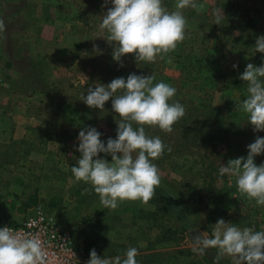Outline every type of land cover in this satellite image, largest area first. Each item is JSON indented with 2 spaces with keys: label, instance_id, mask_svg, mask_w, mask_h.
I'll use <instances>...</instances> for the list:
<instances>
[{
  "label": "rangeland",
  "instance_id": "374dc122",
  "mask_svg": "<svg viewBox=\"0 0 264 264\" xmlns=\"http://www.w3.org/2000/svg\"><path fill=\"white\" fill-rule=\"evenodd\" d=\"M163 3L170 12L176 10V0ZM198 3L204 4L200 13L183 10L188 27L176 50L155 63L138 64L134 55L121 62L113 59L114 44L99 28L112 7H105V0H0V19L5 21L0 32V217L22 222L32 209L19 212L20 205L36 192L38 206L72 230L88 253L95 249L100 257L110 258L136 247L146 252L137 256L138 264H213L217 250L194 253L188 231L196 228L211 236L219 219L264 230V206L241 194L235 177L219 175L220 167L246 158L248 145L264 137L248 124L245 113L236 110L247 98V84L240 75L248 63H264V53L255 51L257 38L264 36V3ZM216 8L224 11L220 25L212 14ZM230 8L234 19L236 10L241 13L236 23H228ZM42 11L50 20L38 26ZM243 24L244 32L234 28ZM94 44L100 53L93 51ZM133 73L154 74L155 82L177 89L173 100L192 119L197 117L196 107L225 121L229 132L184 142L175 124L165 134L171 138L165 145L172 151L153 161L161 175L156 196L146 205L125 201L111 210L101 205L90 184L75 180L71 167L81 158L75 150L79 132L95 128L106 146L109 138L117 137L120 117L111 99L101 111L88 107L81 97L89 87L106 86ZM152 131L146 134L156 137L157 127ZM100 158L111 162L103 153ZM255 162L264 164V154ZM100 240L102 246L97 244ZM224 263L232 264L231 258H222L220 264Z\"/></svg>",
  "mask_w": 264,
  "mask_h": 264
},
{
  "label": "clouds",
  "instance_id": "9594fccd",
  "mask_svg": "<svg viewBox=\"0 0 264 264\" xmlns=\"http://www.w3.org/2000/svg\"><path fill=\"white\" fill-rule=\"evenodd\" d=\"M109 3L112 7L102 17L99 28L107 31V42L114 44L113 59L121 62L123 57L134 55L138 64L155 63L157 58L163 60L174 52L186 38L188 23L183 10L191 8L197 13L204 10V4L198 0H176V10L171 12L163 0H105L104 6ZM212 14L215 24L220 25L224 11L216 8ZM4 30L5 21L0 19V32ZM93 51L100 53L95 44ZM255 51L264 53V36L257 38ZM239 78L247 84V98L236 105V110L247 115L248 124L255 132H264V63L259 67L248 63ZM155 80L154 74L133 73L106 86L89 87L87 95L81 97L88 107L101 111L111 99L112 109L120 117L117 137L109 138L106 146L95 128L79 132V146L75 150L81 158L71 167L75 180L90 184L104 208L115 210L125 201H141L146 205L161 184L160 171L153 161L163 156L166 145L159 136H148L145 129L158 127L171 133L186 110L173 100L175 87ZM167 151L172 149L168 147ZM102 153L111 156V162L101 159ZM261 154H264V137L257 136L248 145L247 157L229 160L220 167L219 175L235 177L239 192L264 206V164L257 166L255 162ZM88 192L85 189V194ZM209 249L217 250L213 264H220L224 257H230L232 264H264V230L257 231L254 226L241 228L219 219L211 236L204 232L193 242L194 253L205 255ZM138 255L136 247L128 248L123 258L120 255L102 258L92 249L87 264H138ZM58 262L60 257L49 250L40 232L0 228V264Z\"/></svg>",
  "mask_w": 264,
  "mask_h": 264
},
{
  "label": "built area",
  "instance_id": "2783aa9c",
  "mask_svg": "<svg viewBox=\"0 0 264 264\" xmlns=\"http://www.w3.org/2000/svg\"><path fill=\"white\" fill-rule=\"evenodd\" d=\"M5 226L16 230L40 232L48 243L49 250L60 257V262L63 264H87L90 259L85 249L77 244L72 230L61 225L54 215L44 211L41 206L32 208L31 213L22 222L11 223L0 220V228Z\"/></svg>",
  "mask_w": 264,
  "mask_h": 264
},
{
  "label": "trees",
  "instance_id": "16d2710c",
  "mask_svg": "<svg viewBox=\"0 0 264 264\" xmlns=\"http://www.w3.org/2000/svg\"><path fill=\"white\" fill-rule=\"evenodd\" d=\"M260 1L264 3V0H260ZM229 4H233V3L231 2ZM236 12H237V15L234 19L233 16H231V13H232L231 8H230V10H228V15H227L228 16L227 17L228 23L233 22V21L235 22L236 19L241 18L240 17V14H241L240 11L236 10ZM234 26H235L234 28L240 32H244L247 30L246 26L244 24L243 25H234ZM8 66H10V64H8ZM194 110L196 111V114H197L196 118L192 119L191 118L192 114L187 112L185 114V116L181 120H179L175 125V130H179L178 135H181V137L184 138V142H190L191 138H192V140H196L198 137H201V136L211 138L212 136H210V135L212 134V132L216 133V134H223V135L228 134L229 130L226 129V122L225 121L213 118L210 112H202L199 109H197L196 107H194ZM149 129H150V132H153L152 131L153 127H146L145 131L148 132ZM154 134L156 136H159L162 139L164 144H165L166 139H171V138H167L168 135H165L167 133L163 132L158 127H157V131ZM212 139H214V138H212ZM167 148L168 147L166 145L165 152L167 151ZM204 149L206 151H208L209 147L206 145V146H204ZM206 163L207 162H205L204 165ZM157 193H158V187L155 190V194H157ZM39 203H40V200H39L37 193L33 192L32 194H30L25 199V201H23L21 203L19 212H23L24 210L26 211L27 209H32V208L38 206ZM178 215L181 216V213L179 212ZM0 220L2 222H11V221H9V219L2 218V217H0ZM11 223H17V222H11ZM184 223H185V221H184ZM185 225H186V227L188 226L187 222ZM75 240H76V238H75ZM77 244L79 246H82L85 249V251L87 252L85 245L78 243V242H77ZM88 254L90 255V253H88ZM224 264H228V263H224Z\"/></svg>",
  "mask_w": 264,
  "mask_h": 264
},
{
  "label": "crops",
  "instance_id": "0c3cea01",
  "mask_svg": "<svg viewBox=\"0 0 264 264\" xmlns=\"http://www.w3.org/2000/svg\"><path fill=\"white\" fill-rule=\"evenodd\" d=\"M42 7H45V6H42ZM42 7H41V8H42ZM47 9H48V8L46 7V11H47ZM42 15H43V16H42ZM48 15H49V13H48ZM45 16H46V17H45ZM49 20H50L49 17H47V15L45 14V12L42 11V12H41V23H40V25L38 24V26H42V25L44 24V22L49 23ZM37 31H38V30H37ZM2 52H3V51H2ZM2 52H1V53H2ZM101 237H102V236H101ZM110 241L113 242V238H111ZM101 242H102L101 240L97 242L98 246H102V245H101ZM125 243L128 244V245L130 244V243H128L127 240H125ZM130 245H131V244H130ZM128 248H129V247H128ZM101 250H102V247H101V249H100V252L102 253ZM126 251H127V250H126ZM126 251L124 252V254L120 255L122 258L125 256ZM145 253H146V252L144 251V252H141V253H139V254H141L140 256L143 257V254H145ZM114 255H115V254H114ZM114 255H112L111 257H115ZM138 256H139V255H138ZM111 257H110V258H111ZM136 259H137V258H136Z\"/></svg>",
  "mask_w": 264,
  "mask_h": 264
},
{
  "label": "water",
  "instance_id": "95a60500",
  "mask_svg": "<svg viewBox=\"0 0 264 264\" xmlns=\"http://www.w3.org/2000/svg\"><path fill=\"white\" fill-rule=\"evenodd\" d=\"M199 234H201V233H200V231H199L198 229H196V228L190 229V230L188 231V237H189V239H190L192 242L195 241L196 237H197Z\"/></svg>",
  "mask_w": 264,
  "mask_h": 264
}]
</instances>
